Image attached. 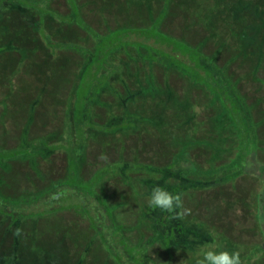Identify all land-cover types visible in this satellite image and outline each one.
I'll list each match as a JSON object with an SVG mask.
<instances>
[{
  "label": "trees",
  "instance_id": "trees-1",
  "mask_svg": "<svg viewBox=\"0 0 264 264\" xmlns=\"http://www.w3.org/2000/svg\"><path fill=\"white\" fill-rule=\"evenodd\" d=\"M65 2L67 13L60 0H0V76L26 79L14 93L27 99L12 104L24 107L17 143L0 145V264H195L209 247L264 264V231L250 246L197 207L173 218L147 204L156 185L218 197L264 168V0ZM31 46L44 62L28 63ZM8 57L25 73L6 74ZM1 104L2 116L14 108ZM149 140L155 161L142 162ZM62 211L85 226L51 225Z\"/></svg>",
  "mask_w": 264,
  "mask_h": 264
},
{
  "label": "rangeland",
  "instance_id": "rangeland-1",
  "mask_svg": "<svg viewBox=\"0 0 264 264\" xmlns=\"http://www.w3.org/2000/svg\"><path fill=\"white\" fill-rule=\"evenodd\" d=\"M83 2L86 0H82ZM90 1V0H88ZM92 1V0H91ZM59 4L62 6L59 12L67 13L68 7L65 0H60ZM58 5V6H59ZM52 7L56 8V4L52 5ZM174 31V30H173ZM8 32L12 35L11 30L8 28ZM19 48L23 47L24 44L22 42L19 43ZM36 46H31L28 50L27 58L28 63L31 62H44V55L41 54L40 51L35 50ZM26 53V52H25ZM57 53V52H56ZM62 53V52H61ZM4 59H2L3 61ZM7 64L13 62V57H8L6 60ZM59 61H57L58 63ZM28 63L22 65L20 57L16 58L15 61L11 64V66L7 67L6 74L10 75V70L13 69L12 65H17L16 69H13L19 74H24L27 70ZM52 61L49 62V64ZM55 64V62H53ZM23 77H19L17 80V84L7 85L3 84V76H0V102L10 106V108L14 107L12 104L27 102L25 95L24 98H21L20 95L17 96L14 92L18 91V85L20 89H24V84L26 83V79H22ZM14 89V91H13ZM252 90V89H251ZM251 97L257 96L251 92ZM17 96V97H16ZM251 103V101H249ZM0 103V145H5L11 147L17 143V140L20 135L21 118L23 119V108L22 106H16L11 109L10 112L7 113L6 116H2L3 114V105ZM46 105V103H44ZM12 106V107H11ZM17 108V109H16ZM18 108H22L18 110ZM60 109L58 108V112ZM57 112V113H58ZM55 113V114H57ZM53 115V108L49 109V115L52 118H56L58 115ZM59 121L58 119H55ZM4 125V126H3ZM34 134V131L32 132ZM259 137L261 139L260 142V150L257 151L255 159L258 164L264 165V122L259 128ZM153 144L150 143V140L146 143V145H140V149L138 150L137 157L142 162H150L155 161L153 156V148L150 147ZM124 148V147H123ZM136 150L133 143H128L125 145L124 153L127 155H131ZM117 151L114 149V155ZM64 154H54L50 156L45 162L41 163V166L46 165L47 169H50V166H54L48 171L47 169H42L43 183L47 184L50 180H54L57 176V172L62 169L61 159ZM91 158V157H90ZM59 164V165H58ZM58 167V168H56ZM258 175L243 177L236 181L235 186H226L224 188L223 193H220L217 197L214 191H205L204 193H198L195 195H185L183 198V204L187 207H197L198 215L200 212L201 219L211 218L214 220V223L220 225V230H223V227L228 228L225 230L228 234L230 233L234 238H237L241 243L253 246L256 244H260L263 242V231H264V222L261 217L258 216V209L260 205V197L264 195V168L259 167ZM57 173V174H56ZM42 177V176H41ZM50 178V179H48ZM228 208V212L224 213V211ZM119 213V212H118ZM54 219L51 220V225H57L59 227H66L68 224H75L81 227L85 226L86 219H80L78 215L73 213L72 211H62L52 216ZM135 217L134 210L125 211L120 219L122 221H132ZM259 217V218H258ZM78 219V220H77ZM80 219V220H79ZM59 224V225H58ZM204 224L207 226H211V223H207L204 221ZM44 226V224H43ZM46 226V225H45ZM58 228V227H57ZM264 261V260H263Z\"/></svg>",
  "mask_w": 264,
  "mask_h": 264
},
{
  "label": "clouds",
  "instance_id": "clouds-1",
  "mask_svg": "<svg viewBox=\"0 0 264 264\" xmlns=\"http://www.w3.org/2000/svg\"><path fill=\"white\" fill-rule=\"evenodd\" d=\"M102 159H106V157H102ZM147 204L150 208L173 214V218H178V210L183 208L182 195L172 194L160 185H156L150 190L147 195ZM195 264H241L240 252L217 251L209 247L200 254Z\"/></svg>",
  "mask_w": 264,
  "mask_h": 264
}]
</instances>
